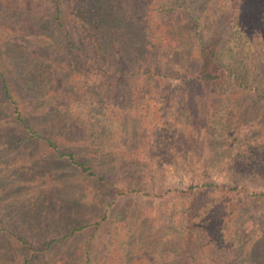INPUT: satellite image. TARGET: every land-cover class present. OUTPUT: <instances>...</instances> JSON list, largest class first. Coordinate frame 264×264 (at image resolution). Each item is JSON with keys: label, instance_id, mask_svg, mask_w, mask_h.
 Returning a JSON list of instances; mask_svg holds the SVG:
<instances>
[{"label": "rangeland", "instance_id": "1", "mask_svg": "<svg viewBox=\"0 0 264 264\" xmlns=\"http://www.w3.org/2000/svg\"><path fill=\"white\" fill-rule=\"evenodd\" d=\"M216 1L153 0L147 8V0L135 3L150 24L164 25L174 44L180 39L178 55L161 48L155 53L162 74L151 81L112 77L87 41L75 35L81 48L69 50L61 33L37 18L34 29L21 33L48 49L55 64L56 77L44 79L51 102L36 84L26 89L0 40V62L17 102L0 89V264H84L86 254L88 264H250L245 254H264V200L213 188L183 197L174 191L206 178L264 190V172L236 163L238 157L257 162L264 155V33L249 42L242 32L236 43L220 40L230 59L239 58L250 89L229 85L218 93L181 82L195 50L194 27L200 20L208 28ZM43 6L38 4L40 13L48 14ZM220 19L229 23L227 16ZM40 29L43 36L36 33ZM70 54L79 59L63 75ZM122 56L110 57V66L117 68ZM129 80L136 84L133 94L122 91ZM101 82L110 88L106 112L91 103L92 89L99 92ZM15 106L38 134L19 124ZM63 152H72L96 175L81 171ZM189 207L197 217L188 240L179 216ZM194 252L197 262L179 259Z\"/></svg>", "mask_w": 264, "mask_h": 264}, {"label": "trees", "instance_id": "2", "mask_svg": "<svg viewBox=\"0 0 264 264\" xmlns=\"http://www.w3.org/2000/svg\"><path fill=\"white\" fill-rule=\"evenodd\" d=\"M26 1L27 3L24 0H0V40L13 57L11 62L16 67L19 74L17 76L23 80L26 89L31 90L36 84L38 91L42 95L47 96H43V98L48 100V102L52 101L50 96H53V94L49 93L48 88L44 84V79L45 77H56L55 64L51 63L47 58L48 49L36 47L34 45L36 40L33 42L30 38L25 39L21 33V31L25 33L34 29L37 25V18L51 30L54 29L60 32L63 42H65L69 50L77 47L73 38L80 36L81 40L87 41L88 43L86 44H89L93 52L97 53L98 63L104 64L101 66L103 72L112 75V77L120 75L124 80L134 79L135 77H144L148 81L157 80L162 72L157 70L153 63L155 53L161 48V50H167L170 57L179 54L178 43H180V39H177L174 44L175 37L166 29L160 28L164 25L150 24L149 18L141 13V6L135 4L140 0ZM159 1L156 0V3ZM182 1L185 3V0ZM39 3L44 4V11L50 9L48 14L40 13ZM154 3L153 0H147L146 8ZM215 4L216 6L209 8L208 28L206 30L203 29V22L200 20L197 21L194 27L195 50L191 52L190 57L187 59L188 66L186 69H189V74L183 76L181 82H195L210 90L217 88L218 93L226 92L228 89L224 88V86L229 85L250 89V83L243 78L242 70L239 66V58L237 60L230 59L225 52L226 44L220 42V40L222 41L225 37L227 40L236 43V36L238 35L239 37L242 32L245 35L246 42H249L254 34L264 33V0H217ZM171 10L173 9H168L166 12ZM162 16L165 17V14ZM221 16H227L228 26L223 24L220 19ZM228 16H230V20ZM70 17L74 19L75 24H79V27L77 25L78 29H76L78 31L71 32V26L74 23L65 22V19ZM213 28L216 32L211 31ZM226 28L229 29L228 32L225 30ZM36 33L43 36L44 32L40 29ZM229 33L230 36H227ZM27 35H30V32H27ZM131 41H140L143 44L132 47ZM117 52L123 56L117 63V68H113L110 66V57L112 58ZM149 58H151L150 61L148 60ZM69 59L70 62L65 64L68 70H63V75L72 70L71 68L76 60L79 59V56L73 57L70 54ZM62 60H64V57ZM132 62L138 65L131 66ZM140 63L148 64L141 67ZM164 75L168 76L169 74L166 72ZM135 86L136 84L130 81L128 87L126 85L122 91H129L130 94H133L136 91ZM98 88L100 89L99 92L96 87L92 89L90 95L95 94V96L91 98V103L98 108H104L106 112L109 109V84L101 82L98 84ZM0 89L9 98L10 102L16 105L17 102L10 92L6 71L2 68L1 62ZM111 91H113L112 85ZM14 111L16 119L22 127L30 130L32 135L38 134L36 130H32L31 124L28 123L26 117L22 115L17 106H15ZM79 117L76 114V120ZM217 153H220V151ZM60 156L68 158L70 162L73 161L87 175H96L95 170L91 166L83 161H77L72 152H63L60 153ZM238 158L236 163L245 166L246 169L252 172L256 170L264 172L263 154L260 153L257 157L260 161L257 162L252 161L250 157ZM207 188L218 189L234 195L244 192L254 199L264 200L263 189L250 187L245 183L229 184L223 180H218V178H206L202 182L193 180L187 188H176L174 191H178L180 196L182 195L183 197L185 193L195 195L199 190ZM190 208L187 210L183 209L182 214L179 216V223L181 226L182 223L185 226L187 231L185 234H187L188 240L192 237L191 231L195 225L194 219L197 217L196 211L192 209L190 212ZM96 226H98V221L95 222ZM76 230L74 229L73 231ZM45 247H47V244ZM184 251L186 252V249ZM129 255L123 256L128 259ZM245 255H247V263L264 264V254ZM197 256L195 252L193 254H181L179 259L182 258L184 262H186V259H190L194 263L197 262ZM88 260L89 255L86 254L84 264H88ZM239 263L241 262L239 261Z\"/></svg>", "mask_w": 264, "mask_h": 264}]
</instances>
